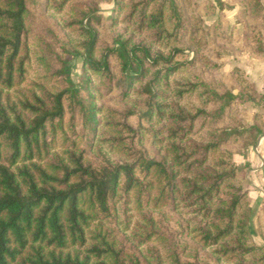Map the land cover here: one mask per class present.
<instances>
[{"label":"trees","instance_id":"trees-1","mask_svg":"<svg viewBox=\"0 0 264 264\" xmlns=\"http://www.w3.org/2000/svg\"><path fill=\"white\" fill-rule=\"evenodd\" d=\"M151 1L154 0H145L139 11L134 4L130 15L137 14L139 26L155 30L159 36L166 32L164 4L149 13ZM165 1L173 19L180 22L175 0ZM45 3L0 0V264H164L159 256L151 261L138 248L117 244L103 229L106 220L116 217L118 204L127 202L124 198L130 194H134L137 203L155 202L171 210H176L178 203L193 206L205 220L194 228L202 248L217 247L215 254L236 256V264H241L246 255L260 252L264 264V248L255 246L250 238L251 211L244 208V213L238 212L242 203H248L246 195L231 185L223 188L227 180L238 176L240 168L232 159L219 161L216 165L220 169L209 162L214 151L225 143L224 138L213 129L207 141L187 139L198 119L210 126L213 118L221 119L228 113L236 99L232 91L219 94L204 87L210 98L220 103L215 111H173L165 153L150 156L136 146L139 129H145L146 134L153 132L140 127L141 122L162 114L154 89L174 67H158L165 60L163 56H153L147 46L133 44L121 35H116L113 46L96 58V32L89 26L97 17L88 14L86 39L81 44L82 74L77 83L69 65L73 51L61 45L62 51L56 52L51 43H46L49 66L52 64L53 74L62 86L55 90L43 88L39 94L17 101L5 93L24 80L21 53L27 25L34 10L44 11ZM114 3L116 8L122 7L121 0ZM253 5L262 14L259 2ZM110 55L118 61L117 83L123 92L150 74L142 85L141 92L146 97L141 111H127L124 119L116 122V137L112 140L128 151L130 158L124 162H112L103 155L96 160L89 158L100 114L89 74L114 78ZM41 60L48 63L46 57ZM196 87L195 83L188 84L187 89L176 94L182 96ZM252 128L256 130L255 139L248 137L249 129L238 131L230 127L223 132L227 138L245 140L242 146H250L264 135L262 125ZM59 140L61 148L55 150ZM188 226H181V230L184 232ZM151 237L149 232L145 240ZM183 249L171 246L166 264H195L182 259ZM219 260L221 257H216L208 264H221Z\"/></svg>","mask_w":264,"mask_h":264},{"label":"rangeland","instance_id":"rangeland-1","mask_svg":"<svg viewBox=\"0 0 264 264\" xmlns=\"http://www.w3.org/2000/svg\"><path fill=\"white\" fill-rule=\"evenodd\" d=\"M256 1L263 9L261 15L253 5ZM45 2L44 11L34 10L28 22L21 53L24 57V80L13 89L5 91L11 100L30 98L32 93L39 94L43 88L55 90L62 86L59 77L53 74L52 64L49 66L46 43H51L52 50L56 52L62 51L61 45H66L73 51L69 65L73 81L78 82L82 74L81 44L86 39L88 14L97 17L91 20L89 26L96 32V58L113 46L116 35H121L129 38L133 44L147 46L153 56H163L166 61H161L158 67H174L173 72L154 89L157 93L156 101L163 107L162 114L154 116L149 122H141L140 127L149 128L153 132L146 134L145 129H139L140 139L136 146L150 156L165 153L166 146L170 143L169 130L173 127V111L184 109L195 113L197 109L204 108L215 111L220 103L215 98H210L204 87L212 88L219 94L232 91L236 94V99L228 113L221 119L213 118L210 126L202 118L198 119L187 139L207 141L213 129L224 138L225 143L211 155L210 165L220 169L222 167L216 165L219 161L230 162L232 159L233 164L240 168L238 176L227 180L223 188L228 189L231 185L239 189V193L246 195L248 203H242L238 212L244 213V208L250 209L251 241L255 246L264 248V223L259 221L256 227L252 224L253 208L248 196V189L258 188L255 184L257 169L261 170L260 179L264 190V158L259 160L255 169L250 164L238 166L234 160L238 154L246 156L249 150L261 155L264 150L261 148L264 135L257 137L253 145L242 146L245 140L227 138L223 132L230 127H235L238 131L249 129L248 137L255 139L256 130L252 125L260 124L264 127V0H175L181 19L178 23L171 16L168 2L151 1L149 13L156 12L164 4L166 32L159 36L155 30L139 26L137 14L130 15L132 6L137 4L139 11L145 0H121L120 9L116 8L114 0ZM43 57H46L48 63L41 60ZM109 63L114 78L89 74L97 106L100 108L96 127L98 132L89 158L96 160L103 155L112 162H124L130 158L128 151L112 140L116 137V122L124 119L123 115L127 111H141L146 97L141 92L142 85L150 74L142 82H133L128 91L123 92L117 83L120 73L114 55L109 56ZM193 83L198 87L184 92L182 96L176 94L178 90L187 89L188 84ZM200 83L205 84L201 86ZM133 122L136 123L134 120ZM77 128L79 131L80 127ZM54 147L59 150L61 141ZM226 152L229 154L226 155ZM225 193L226 191L221 194L224 196ZM126 199L127 202L118 204L116 217L106 220L103 225L104 231L109 232L110 238H114L117 244H123L127 249L138 248L151 261L159 256L164 264L169 263L171 246L184 248L182 259L195 264L212 263L216 257H221V264L238 263L236 256L226 258L215 254L213 251L217 247L202 248L194 228L205 220L197 215L193 206L178 203V208L171 210L155 202L147 203L143 200L142 203H137L134 194L128 195L124 198L125 201ZM260 212L264 213V206ZM184 225L189 226L183 232L181 226ZM149 232L152 237L145 240ZM260 257V252L246 255L241 264H262Z\"/></svg>","mask_w":264,"mask_h":264},{"label":"crops","instance_id":"crops-1","mask_svg":"<svg viewBox=\"0 0 264 264\" xmlns=\"http://www.w3.org/2000/svg\"><path fill=\"white\" fill-rule=\"evenodd\" d=\"M260 143H262V139L260 140ZM262 149H264V143L262 144ZM261 155L256 154L253 150H249L247 155H236V158L234 159L236 162V165H244V164H250L252 169L257 166L259 160H262L264 158V150ZM257 173H255L256 178V183L258 188H253L248 189V196L249 199L251 200L250 206L253 208L252 209V219L251 222L256 227V225L259 223V221L264 223V213L260 212L261 208L264 206V190H262V183H261V170H256ZM263 181V180H262ZM254 213V214H253ZM263 215V216H262ZM263 218V221L260 220V218Z\"/></svg>","mask_w":264,"mask_h":264}]
</instances>
